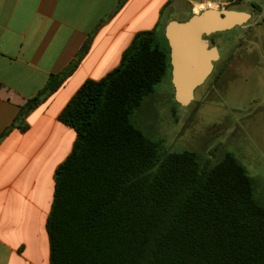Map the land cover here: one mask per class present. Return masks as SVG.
<instances>
[{
	"label": "trees",
	"instance_id": "obj_1",
	"mask_svg": "<svg viewBox=\"0 0 264 264\" xmlns=\"http://www.w3.org/2000/svg\"><path fill=\"white\" fill-rule=\"evenodd\" d=\"M260 3L247 5L259 11ZM163 28L136 33L120 64L84 82L58 116L76 138L54 174L49 264H264V206L245 168L228 153L202 165L192 152H164L130 121L170 76ZM94 33L20 107L2 137L12 128L25 131L26 116L72 74Z\"/></svg>",
	"mask_w": 264,
	"mask_h": 264
},
{
	"label": "crops",
	"instance_id": "obj_2",
	"mask_svg": "<svg viewBox=\"0 0 264 264\" xmlns=\"http://www.w3.org/2000/svg\"><path fill=\"white\" fill-rule=\"evenodd\" d=\"M118 1L0 0V264H49L46 222L54 174L76 138L58 116L83 83L115 69L136 33L159 31L162 22L183 21L206 5H229L226 0H126L115 12ZM246 12L251 18L237 30L247 47L238 46L236 53H250L252 40L264 36V6ZM92 32L72 74L26 116L25 131L12 128L2 137L20 107L74 60ZM259 64L264 62L253 65Z\"/></svg>",
	"mask_w": 264,
	"mask_h": 264
},
{
	"label": "rangeland",
	"instance_id": "obj_3",
	"mask_svg": "<svg viewBox=\"0 0 264 264\" xmlns=\"http://www.w3.org/2000/svg\"><path fill=\"white\" fill-rule=\"evenodd\" d=\"M259 6H264V1ZM203 8L253 11L247 3ZM171 13L174 17L178 15L174 10ZM227 36L229 44L222 57L225 60L233 56L234 59L220 78H210L196 92V98L204 96L201 104L178 105L173 98L168 71L132 112L130 121L164 152H192L202 165H212L225 153L231 154L251 177L254 198L264 206V64L253 65L257 61L264 62V36L252 40L262 44H254L252 50L248 46L250 53L242 50L235 54L237 46L247 47V44L241 43L239 31ZM225 37V34H217L213 40L219 45ZM157 43L159 48L165 46L161 35Z\"/></svg>",
	"mask_w": 264,
	"mask_h": 264
},
{
	"label": "water",
	"instance_id": "obj_4",
	"mask_svg": "<svg viewBox=\"0 0 264 264\" xmlns=\"http://www.w3.org/2000/svg\"><path fill=\"white\" fill-rule=\"evenodd\" d=\"M244 3H258L264 0H241ZM246 11L214 10L205 8L189 15L183 21L174 19L164 24L163 35L169 48L170 81L175 102L188 106L194 91L199 88L217 60L215 48L210 47L207 38L212 34L241 28L250 20Z\"/></svg>",
	"mask_w": 264,
	"mask_h": 264
},
{
	"label": "flooded vegetation",
	"instance_id": "obj_5",
	"mask_svg": "<svg viewBox=\"0 0 264 264\" xmlns=\"http://www.w3.org/2000/svg\"><path fill=\"white\" fill-rule=\"evenodd\" d=\"M242 28V27H241ZM236 30H237V28H235ZM235 29H233V30H235ZM232 31V30H231ZM231 31H228V32H222V33H217V34H225L226 35V37H225V39L224 40H222V41H220L219 43V45L218 44H216L215 42H214V40H213V38H214V36L215 35H217V34H212V35H210L208 38H207V40H208V42H209V45H210V47H213V48H215L216 49V51H217V55H218V58H217V60H215L214 62H212V70H211V72H210V74H209V76L206 78V80L204 81V83L199 87V88H197L195 91H194V95H193V100H192V102L188 105V106H190V105H193V106H198L199 104H201L202 103V101H203V98H204V96L203 97H201V95H199L198 96V98H196V92L197 91H200L204 86H205V84H206V82H207V80H209L210 78H220L223 74H224V72L227 70V68H228V66L230 65V62L234 59V57L232 56H230L229 58H227V59H225L224 60V58L222 57V55H223V50L225 49V47L229 44V42H228V36H227V33H232ZM237 31H239V30H237ZM235 32V31H234ZM239 33H240V31H239ZM230 36V35H229ZM240 40H241V33H240ZM237 48H238V46H237ZM237 48H236V50H237ZM236 52H234V54H235ZM221 59H223V62L221 63ZM225 61V62H224ZM235 61V60H234ZM211 88V86L209 87V89ZM201 98V99H200Z\"/></svg>",
	"mask_w": 264,
	"mask_h": 264
},
{
	"label": "bare ground",
	"instance_id": "obj_6",
	"mask_svg": "<svg viewBox=\"0 0 264 264\" xmlns=\"http://www.w3.org/2000/svg\"><path fill=\"white\" fill-rule=\"evenodd\" d=\"M208 6H211V5H208ZM203 8V7H202ZM204 9V8H203Z\"/></svg>",
	"mask_w": 264,
	"mask_h": 264
}]
</instances>
